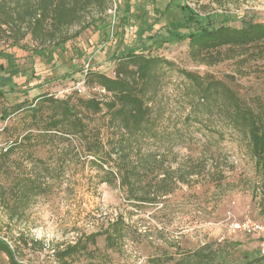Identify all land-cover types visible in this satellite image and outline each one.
<instances>
[{"label":"rangeland","instance_id":"374dc122","mask_svg":"<svg viewBox=\"0 0 264 264\" xmlns=\"http://www.w3.org/2000/svg\"><path fill=\"white\" fill-rule=\"evenodd\" d=\"M184 1L204 15H228L235 24H240L239 18L245 12L250 18L264 21V0ZM168 2L116 0L112 12L106 15L105 26L98 28L94 23L60 47L47 44L45 56L33 51L39 45L30 36L17 46L1 39L0 89L4 92H0V153L11 142L21 140L31 126L26 110H16V104L26 98L36 104L41 93L62 96L72 81L83 74L87 62L113 75L114 52L130 47L143 49L140 25L146 28L154 24L152 29H146L143 38L150 31L166 34L165 23L176 13L179 15L176 6L162 13ZM2 52L14 56L13 66L1 56ZM159 53L178 67L210 73L227 82L252 105L259 100L264 102V49L256 55L241 53L214 65L193 60L186 41L165 43ZM186 86L177 71L166 73L154 106L161 111V128L169 134L160 141L147 138L139 141V154L150 160L147 165L154 166L153 156L157 155L166 169L178 168L174 177L186 178V182H178L175 190L158 203H137L127 198L124 188L101 182L102 171L91 163L93 156L85 155L79 138L69 137L58 145L45 146L32 141L15 149L9 157L0 155V182L5 186L13 185L16 175L31 167V154L54 167L43 179L46 191L33 197L23 214L11 219L6 208H0V238L15 249L17 246L19 259L27 264H56V250L79 237L101 232L116 220L126 228L117 250L106 248L105 237L101 235L93 257L80 254L70 259L71 264H148L152 256L175 255L211 241H238L243 249H260L258 239L230 228L232 220L264 221L259 204L260 178L248 143L243 134L218 117L201 116L200 122L193 123L192 118L188 121L191 107ZM11 88L15 91H9ZM97 91L92 88L91 93L99 95ZM5 109L10 112L6 117ZM104 120L103 116H96L91 127L102 126L101 137L107 146L113 133L104 126ZM60 149L69 159L58 176L55 168ZM193 170L196 173L190 175ZM152 177L151 174L146 177L143 184H151ZM22 234L28 244L20 240ZM0 264H10L2 252Z\"/></svg>","mask_w":264,"mask_h":264},{"label":"trees","instance_id":"16d2710c","mask_svg":"<svg viewBox=\"0 0 264 264\" xmlns=\"http://www.w3.org/2000/svg\"><path fill=\"white\" fill-rule=\"evenodd\" d=\"M177 2L179 0H169L162 12L166 14L174 6L179 10V15L176 13L165 23L166 34L150 31L143 38L146 29H152L154 24L146 28L140 25L143 49L130 47L114 52L113 75L93 68L91 63L87 71L84 67L83 74L71 84L84 79L91 89L89 92L81 94L75 90L62 96L41 93L36 104L28 98L16 104V110H26L31 126L21 140L11 142L0 155L9 157L15 149L26 147L32 141L45 146L58 145L69 137L79 138L84 144L85 155L93 156L91 163L102 171L101 182L124 188L127 198L137 203H158L175 190L178 182H186V178L183 175L174 177L178 168L166 169L157 155L153 156L154 166L147 165L150 160L139 154V141L143 138L160 141L169 134L161 128V111L154 105L162 78L168 71L175 70L185 79L189 91L188 121L192 118L193 123L200 122L201 116L205 119L218 117L245 137L260 178L259 204L264 216V102L259 100L252 105L227 82L210 73L200 74L178 67L159 53L165 43L186 41L190 57L207 65L241 53L256 55L264 49V21L250 18L245 12L239 18L240 24H235L228 15H204L184 0ZM112 7L113 0H0V40L6 38L10 46H17L30 36L39 45L33 51L45 56L47 44L60 47L94 23L98 28L105 26L106 15ZM156 11L162 15L160 10ZM74 27L78 28L73 31ZM1 56L9 65L15 64L12 54L2 52ZM92 88H97L99 95L91 93ZM4 112L5 117L10 113L7 109ZM98 115L105 118L104 126L113 133L107 146L101 137L102 126L91 127ZM58 155L55 170L59 171V176L69 158L63 156V149ZM138 155L141 158L137 159ZM31 157V167L17 174L13 185L5 186L0 182V208H6L11 219L23 214L31 199L46 191L43 179L45 174L54 171V167L41 157L32 154ZM195 173V170L189 172L190 175ZM150 174L155 182L143 184ZM125 231L124 223L116 220L101 232L79 237L55 251L56 264H71L70 259L80 254L93 257L101 235L105 237L106 248L117 250ZM19 237L28 244L23 234ZM253 237L261 243V238ZM0 252L7 255L10 264H27L17 257V246L15 249L3 238H0ZM148 264H264V253L260 249H243L238 241H211L175 255L152 256Z\"/></svg>","mask_w":264,"mask_h":264},{"label":"built area","instance_id":"2783aa9c","mask_svg":"<svg viewBox=\"0 0 264 264\" xmlns=\"http://www.w3.org/2000/svg\"><path fill=\"white\" fill-rule=\"evenodd\" d=\"M115 5H116V0H113V7ZM112 8L109 10L110 12H112ZM89 68H90V62H87L85 65V71H87ZM75 90L80 92L81 94H85L89 92L91 89L86 85L85 80L82 79L74 82L71 86L67 87L63 91V94ZM230 228L234 232H240L243 234L261 238L260 250L261 252L264 253V221L263 220H251V219H246L242 221L232 220V222L230 223Z\"/></svg>","mask_w":264,"mask_h":264}]
</instances>
